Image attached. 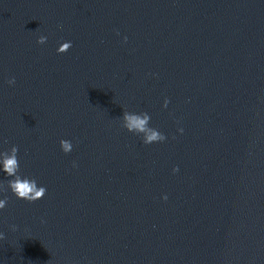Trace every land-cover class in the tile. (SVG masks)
Masks as SVG:
<instances>
[{
    "label": "water",
    "instance_id": "95a60500",
    "mask_svg": "<svg viewBox=\"0 0 264 264\" xmlns=\"http://www.w3.org/2000/svg\"><path fill=\"white\" fill-rule=\"evenodd\" d=\"M13 145L46 192L0 173V264H264V0H0Z\"/></svg>",
    "mask_w": 264,
    "mask_h": 264
},
{
    "label": "clouds",
    "instance_id": "9594fccd",
    "mask_svg": "<svg viewBox=\"0 0 264 264\" xmlns=\"http://www.w3.org/2000/svg\"><path fill=\"white\" fill-rule=\"evenodd\" d=\"M127 40V37H124ZM47 40L45 35H39L36 39L38 44H43ZM72 46L70 40H64L58 42V46L55 51L59 53L66 52ZM15 82V78L11 77L7 83L12 85ZM168 100L165 99L164 104L167 105ZM150 116L147 112H129L124 111L122 113L121 124L128 132L140 134L142 142L144 144H150L153 142H162L166 139L164 133L158 129L149 125ZM183 131L182 129H178ZM60 149L64 153H68L72 150L73 144L68 139H61L59 141ZM17 146L13 145L7 150H0V173H3L7 179V189L17 198L28 202H34L42 199L46 192V187L43 184H39L37 179L33 176L23 175L20 172V165L17 157ZM75 166V161H73ZM173 172L177 169L174 167ZM5 191L3 184H0V193ZM166 198V197H165ZM8 197H0V210L6 207ZM15 229V226H12ZM4 239L3 231H0V240Z\"/></svg>",
    "mask_w": 264,
    "mask_h": 264
}]
</instances>
